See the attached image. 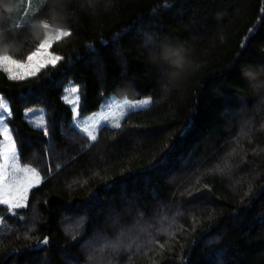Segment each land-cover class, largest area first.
<instances>
[{
	"label": "trees",
	"instance_id": "obj_1",
	"mask_svg": "<svg viewBox=\"0 0 264 264\" xmlns=\"http://www.w3.org/2000/svg\"><path fill=\"white\" fill-rule=\"evenodd\" d=\"M26 3L0 0V52L25 58L41 21L73 35L56 69L0 73L20 162L43 177L27 208L0 205V264H264V0H32L25 17ZM70 83L81 117L111 94L153 103L92 142Z\"/></svg>",
	"mask_w": 264,
	"mask_h": 264
},
{
	"label": "snow or ice",
	"instance_id": "obj_2",
	"mask_svg": "<svg viewBox=\"0 0 264 264\" xmlns=\"http://www.w3.org/2000/svg\"><path fill=\"white\" fill-rule=\"evenodd\" d=\"M46 2L47 0H42V7L46 5ZM31 5L32 0H27L26 6L22 10L23 16L27 17L29 15ZM39 11L40 9H37L36 12L31 13V19L24 20L22 23L16 24L15 27L17 29L31 27L32 20L37 18L36 13ZM40 27L44 29V36L35 45L34 50L28 52L25 58H15L5 50L0 52V73H3L9 81L31 80L38 77L43 70L56 69L57 65L65 59L52 49L57 42L71 37L73 33L64 28H53L47 21H41ZM249 31L251 32L252 29H249ZM241 47H243V44ZM63 99L72 106L73 127L81 134L86 135L87 139L92 142L97 140V133L102 128L121 129L122 122H126L131 115L149 111L152 104L151 98H148L135 101L125 99L123 103H115L113 105L111 98H109L105 105H102V108L107 107L108 111L97 118L81 120L78 118L79 88L70 85L66 89ZM11 116L12 109L9 102L0 95V137L3 138L2 142H0L2 143V147H0V205L7 206V211L15 215L16 209L28 207L29 194L33 188L38 187L42 183V177L35 167L21 165L17 143L13 139L8 124L5 122ZM36 127L42 130L45 136L49 135L46 126L38 124ZM166 161L167 156H163L153 164V169ZM48 243L49 239L47 237L39 241V244L42 245H47ZM120 243H122V240L117 238L115 243L110 246L115 247ZM160 248L163 249L164 245L160 244Z\"/></svg>",
	"mask_w": 264,
	"mask_h": 264
},
{
	"label": "rangeland",
	"instance_id": "obj_3",
	"mask_svg": "<svg viewBox=\"0 0 264 264\" xmlns=\"http://www.w3.org/2000/svg\"><path fill=\"white\" fill-rule=\"evenodd\" d=\"M76 86L78 87L77 85H75L74 83H70L68 84V86L66 87V89L69 87V86ZM65 94H66V90H65ZM64 94V95H65ZM109 98H111V101L113 103V105L115 103H123V101L125 99L129 100V101H135V100H138V99H132L126 95H122V96H119L117 94H111L107 99L106 101L109 100ZM148 98H151V97H146V98H142V99H148ZM7 100V99H6ZM152 100V103H153V99L151 98ZM8 101V100H7ZM65 101V100H64ZM105 101V102H106ZM105 102L103 105H105ZM68 104V103H67ZM69 105V104H68ZM152 105V104H151ZM71 106V105H70ZM72 107V106H71ZM108 111L107 107H101L99 110L87 115V116H79L78 118L81 119V120H91V119H94V118H97L99 117L100 115L104 114V112ZM26 113H28V115H26ZM24 118L29 122L31 123L32 125L36 126V125H43L45 126L46 125V110L44 108H28L25 110L24 112ZM7 123V119L5 121ZM9 126V125H8ZM10 129V127H9ZM11 131V130H10ZM99 132V131H98ZM98 135V133H97ZM3 140V138H2ZM2 142V141H1ZM1 147H2V143H1ZM21 165H24L21 163ZM29 167H34L32 165H27ZM42 177V175H41ZM42 180H43V177H42Z\"/></svg>",
	"mask_w": 264,
	"mask_h": 264
},
{
	"label": "clouds",
	"instance_id": "obj_4",
	"mask_svg": "<svg viewBox=\"0 0 264 264\" xmlns=\"http://www.w3.org/2000/svg\"><path fill=\"white\" fill-rule=\"evenodd\" d=\"M35 27L37 29H39L40 28V25H35ZM35 37H36V39H41L42 38L41 37V33L39 31L36 32L35 33ZM5 51H7V50L5 49ZM163 59L166 60V61H169V60H171V57H170L169 54H163ZM171 66L174 69H177L178 70L181 67V63L179 62V60H171Z\"/></svg>",
	"mask_w": 264,
	"mask_h": 264
},
{
	"label": "crops",
	"instance_id": "obj_5",
	"mask_svg": "<svg viewBox=\"0 0 264 264\" xmlns=\"http://www.w3.org/2000/svg\"><path fill=\"white\" fill-rule=\"evenodd\" d=\"M31 8H32V6H31ZM31 8H30V9H31Z\"/></svg>",
	"mask_w": 264,
	"mask_h": 264
}]
</instances>
